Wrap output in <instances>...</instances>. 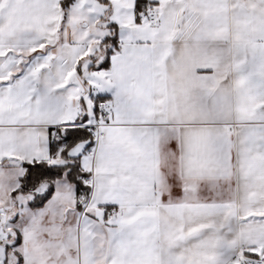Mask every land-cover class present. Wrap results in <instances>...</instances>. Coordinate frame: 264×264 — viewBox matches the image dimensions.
<instances>
[{
    "label": "snow or ice",
    "instance_id": "6c2138e0",
    "mask_svg": "<svg viewBox=\"0 0 264 264\" xmlns=\"http://www.w3.org/2000/svg\"><path fill=\"white\" fill-rule=\"evenodd\" d=\"M0 264H264V0H0Z\"/></svg>",
    "mask_w": 264,
    "mask_h": 264
}]
</instances>
